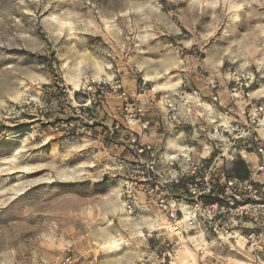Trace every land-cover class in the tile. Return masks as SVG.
I'll use <instances>...</instances> for the list:
<instances>
[{"label": "rangeland", "instance_id": "rangeland-1", "mask_svg": "<svg viewBox=\"0 0 264 264\" xmlns=\"http://www.w3.org/2000/svg\"><path fill=\"white\" fill-rule=\"evenodd\" d=\"M185 152L201 166L173 186L167 155L188 170ZM238 157L249 179L228 176ZM169 249L264 264V0H0V264Z\"/></svg>", "mask_w": 264, "mask_h": 264}, {"label": "built area", "instance_id": "built-area-1", "mask_svg": "<svg viewBox=\"0 0 264 264\" xmlns=\"http://www.w3.org/2000/svg\"><path fill=\"white\" fill-rule=\"evenodd\" d=\"M169 106V110H176V106L175 103L172 101H169L168 103ZM139 111L141 112V109H139ZM142 114V113H140ZM170 119H176V116H170ZM149 121H146L144 123V127H147ZM218 131V130H217ZM139 153H143V152H147L150 151L152 153V155H154V151L152 149V145L150 144H146V145H141L138 149ZM262 151V149H261ZM182 158L188 163L190 164V169L188 170H184L182 168H180L178 165V161L177 158L175 157L176 155L170 154L167 155V164H168V175L170 176L169 182H177L179 181L183 176L185 175H189V172H191V174L196 173L197 169L201 166L200 165V161H196L193 156L190 154V152L188 153H182ZM153 164L154 161L151 162V169L153 168ZM150 179H152L151 177H148ZM131 196V195H130ZM133 197L135 199V194L133 193ZM134 199L133 198H129L126 202H125V208L126 210H128L129 212L133 211V207H134ZM170 211V218L171 219H175L178 217L177 214V209L171 208L169 209ZM177 255V251L174 249H169L165 252H163L162 255V259L160 261V264H173V257H175ZM75 260H72L70 257H68L66 260L63 261L62 264H74Z\"/></svg>", "mask_w": 264, "mask_h": 264}, {"label": "trees", "instance_id": "trees-1", "mask_svg": "<svg viewBox=\"0 0 264 264\" xmlns=\"http://www.w3.org/2000/svg\"><path fill=\"white\" fill-rule=\"evenodd\" d=\"M228 174H229L228 175L229 177H238L241 179H249L251 171L249 170L247 163L243 159L238 157V159H236L233 162V166L231 167V169H229ZM195 176H196L195 174L194 175H190V174L185 175L179 181L173 182L172 185L179 187V186H185V184L190 183V182L195 183V181H194ZM201 201L205 205L218 203L220 206H222V201L217 197H213L211 194L202 195Z\"/></svg>", "mask_w": 264, "mask_h": 264}, {"label": "bare ground", "instance_id": "bare-ground-1", "mask_svg": "<svg viewBox=\"0 0 264 264\" xmlns=\"http://www.w3.org/2000/svg\"><path fill=\"white\" fill-rule=\"evenodd\" d=\"M51 21L53 22H56L59 26H63L66 22L63 21V18L60 17V16H57L53 14V16L51 17ZM79 79H77L75 81V86L78 88V85H79ZM163 85H160V87H162ZM164 87H167V86H164ZM22 151V148H19L17 150L16 153H19ZM12 159H14V162H15V157H13ZM21 169V168H20ZM19 169V170H20ZM18 170V171H19ZM84 170H78V169H74V168H71V169H67L65 171H61V172H58L57 176L58 177H61L62 180H73V179H76L78 178L79 176H81L82 174H84ZM49 179V178H48ZM19 191V190H18ZM17 191V192H18ZM186 214V213H185ZM188 213H187V216H186V219L188 218ZM122 240L120 238H118L116 235H108V237L102 242V246L103 247H109L110 248V251L112 250H119L120 249V245H121V242Z\"/></svg>", "mask_w": 264, "mask_h": 264}]
</instances>
